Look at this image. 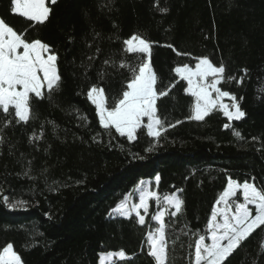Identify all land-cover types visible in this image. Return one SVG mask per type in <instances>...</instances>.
Instances as JSON below:
<instances>
[{
    "label": "trees",
    "instance_id": "obj_1",
    "mask_svg": "<svg viewBox=\"0 0 264 264\" xmlns=\"http://www.w3.org/2000/svg\"><path fill=\"white\" fill-rule=\"evenodd\" d=\"M45 5L48 19L36 23L13 13L12 0H0V18L27 42L49 45L61 77L50 97L46 89L43 99L32 96L27 124L17 122L14 109L0 110V254L12 245L22 264H99L101 254L123 250L126 257L110 264H156L147 242L154 202L144 225L111 215L149 180L161 197L184 200L181 214L165 216L167 264H193L195 240L207 235L228 179L264 189V0ZM133 34L151 42L155 87L167 92L156 105L166 129L159 138L143 126L131 141L106 131L87 97L92 86L103 88L111 108L127 90L131 72L120 63L135 67L148 59L125 51ZM202 57L225 67L220 88L236 96L242 120L220 111L193 120V96L174 70ZM236 199L242 202L239 192ZM17 201L25 203L11 207ZM224 264H264V226Z\"/></svg>",
    "mask_w": 264,
    "mask_h": 264
},
{
    "label": "snow or ice",
    "instance_id": "obj_2",
    "mask_svg": "<svg viewBox=\"0 0 264 264\" xmlns=\"http://www.w3.org/2000/svg\"><path fill=\"white\" fill-rule=\"evenodd\" d=\"M52 2L55 3V0ZM12 5L13 13L36 23H44L50 13L45 0H12ZM123 43L127 53L142 54L148 59L142 60L135 67L120 63V67L129 68L131 79L127 83V90L122 92L121 98L113 107L107 106L103 88L92 86L87 92V97L95 105L99 123L106 131L115 129L116 133L126 136L131 141L135 138L137 130L143 126L149 136L159 138L162 130L166 129L164 122L157 115L156 105L157 100L167 95V92H158L155 87L157 76L149 62L151 42L133 34ZM56 62L57 56L51 54L49 45L40 40L27 42L22 34H18L0 18V110L4 114H9V109H14L17 122L27 124L32 118L30 104L32 96L43 99L46 89L50 97L53 90L60 86L61 77ZM108 63L105 61V64ZM174 71L177 76L187 81L189 91L195 97L193 116L195 120L203 121L217 108L230 121L244 118L245 112L241 110L236 96L218 86L224 80L223 65L216 66L207 57H202L198 59L194 68L185 64L176 67ZM225 98L232 101L231 105L224 103ZM10 123L11 121H7L5 126ZM234 135L240 137L238 131ZM2 142L3 137L0 136V143ZM155 179L158 183L160 177L157 175ZM137 192L138 203L133 202L126 194L112 209L113 218L130 219L135 214L139 225H144L145 215L141 214V210L147 214L150 201H155L157 210L151 219L158 226L147 235L149 254L155 259L156 264H167L168 226L165 216L170 214L175 217L181 214L184 211V200L176 193L161 197L158 192L152 190L151 182L145 185L141 181ZM238 192L242 196V202L236 199ZM23 203L25 202L17 201L11 207L15 208ZM250 205L254 206V212ZM261 226H264V189L258 188L254 183L247 181L241 183L229 178L207 222V235L200 234L195 240L193 264H224L228 257ZM206 239L210 240V243H206ZM114 256L123 259L126 253L120 250L118 253L105 254L100 264H110L108 258ZM0 264H22L12 245L3 249Z\"/></svg>",
    "mask_w": 264,
    "mask_h": 264
},
{
    "label": "rangeland",
    "instance_id": "obj_3",
    "mask_svg": "<svg viewBox=\"0 0 264 264\" xmlns=\"http://www.w3.org/2000/svg\"><path fill=\"white\" fill-rule=\"evenodd\" d=\"M47 1H50V2H52V0H45V4H46V2ZM21 51H22V49H21ZM182 67V66H181ZM195 67V66H194ZM193 67V68H194ZM187 82V81H186ZM223 82V81H222ZM221 82V83H222ZM219 87H220V85H218ZM187 92L189 93V94H191V92L189 91V86H187ZM192 95V94H191ZM214 96H215V93L213 94ZM91 102V101H90ZM92 103V102H91ZM224 103H227V104H229V105H231V103H232V101L230 100V99H228V98H225L224 99ZM194 105H195V97L193 96V110H192V118H193V116H194ZM95 106V105H94ZM215 111H220L222 114H223V112L220 110V109H214L210 114H212L213 112H215ZM209 114V115H210ZM208 115V116H209ZM224 115V114H223ZM207 117V116H206ZM205 117V118H206ZM226 117V116H225ZM227 118V117H226ZM228 119V118H227ZM243 119V118H242ZM242 119H240V120H242ZM193 120H195L194 118H193ZM240 120H231V122L232 121H240ZM197 121V120H196ZM230 121V120H229ZM144 123L146 124L147 123V118H145V120H144ZM144 182V184L145 185H147V184H149V182H151V181H149V180H147V181H143ZM157 183V182H156ZM140 186V184L138 185V187ZM137 187V188H138ZM137 188L135 189V191L131 194V195H129V198L133 201V202H136V203H138V198H139V193L137 192ZM152 188V187H151ZM154 202V212L152 213V216L155 214V212H156V205H155V201H153ZM150 203H151V201H150ZM250 207H252L253 208V212H254V206H251L250 205ZM149 210H150V207H149ZM149 213V212H148ZM148 213L147 214H145V213H143V210H141V214L142 215H145V222H146V217H147V215H148ZM111 215H112V213H111ZM113 216V215H112ZM133 216H135V214H133ZM151 216V217H152ZM150 221L153 223V227H152V230L151 231H154V229H155V227H157L158 225H157V223L155 222V221H153L151 218H150ZM13 247V246H12ZM14 250V249H13ZM111 253H116V252H111ZM2 254V253H1ZM105 254H108V253H103V254H101L100 255V260H101V258H102V256H104ZM116 259H120L118 256H114V257H109L108 258V260L110 261V263L113 261V260H116ZM100 264V263H99Z\"/></svg>",
    "mask_w": 264,
    "mask_h": 264
}]
</instances>
